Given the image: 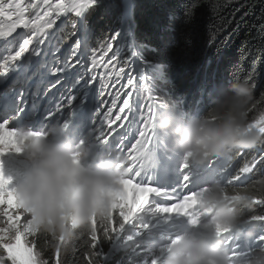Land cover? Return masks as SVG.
I'll return each instance as SVG.
<instances>
[{
  "label": "snow or ice",
  "instance_id": "snow-or-ice-1",
  "mask_svg": "<svg viewBox=\"0 0 264 264\" xmlns=\"http://www.w3.org/2000/svg\"><path fill=\"white\" fill-rule=\"evenodd\" d=\"M95 3L96 0H68L67 3L60 0L53 7L50 0H37L27 5L22 0H0V39L10 45L0 52V155L10 148L20 150L21 134L18 128L9 125L14 120L26 118L40 119L44 127L59 123L65 129H71L77 137H82L81 142L86 140L94 149L115 148L126 157L125 194L110 212L94 216L79 238L65 241L59 237L50 243L55 249L54 264H60L62 248L67 251L81 238L83 244L92 250L89 264H104L108 255L103 250L104 243L112 244L114 249L123 248L140 254L142 259L138 264H159L158 255L166 251L167 243L180 230L182 222L186 221L192 227L199 226L202 213L198 201L210 185L206 175L213 173L219 177L214 182L219 181L226 190L255 181L257 177L264 176V143L248 149H235L224 157H213L203 166L190 163L185 156L179 166L182 179L179 182L170 181L171 157L167 151L159 150L161 142L156 135L154 121L158 109L178 106L153 94L149 78L137 72L132 59H121L117 63L126 65V83L129 86L124 96L133 99L131 103L129 99H123V106L118 111L124 115L112 118L120 93H113L114 98L110 102L101 99L102 94L107 92L108 81L93 75L98 64L96 49L90 48L85 26L78 19ZM41 5L47 8L42 15L38 11ZM198 5L194 0L192 8L188 9L189 17ZM30 10L34 15L32 20L26 19ZM54 12L56 18L69 12L77 18L72 25L75 39L70 55H78V58L75 63L66 58L63 67L55 69L56 73L71 70V79L66 86L68 95L48 96L51 89L41 93L37 84L29 103L24 95L25 86L41 75L49 52L60 50L59 32L62 26L49 32L56 23V19L52 18ZM17 29L24 31L17 32ZM118 40V33L110 34L98 43V47L105 54L112 51L115 59L121 56V52L119 48L113 50L112 41ZM45 44L47 47L42 51L41 46ZM25 53L28 55L25 56ZM254 72L255 63L250 72L236 65L232 79H245L255 89ZM115 82L119 83V73ZM120 87L123 89L124 85ZM109 103L110 106L105 107ZM259 103L264 105V100ZM256 107L257 104L252 101L248 119L264 130V111L252 115ZM116 121L120 123L116 124ZM237 159L242 161L239 166L235 164ZM255 205L264 206V199H258ZM249 218L261 225V234L249 238L243 230L221 233L236 262L247 260L264 248V215ZM40 236L44 234L38 229L32 210L21 205L11 177L0 170V251L3 253L0 264H5L6 260L9 264H49L42 259V253L36 251L35 241L31 244L27 242L28 237L38 239ZM157 239L161 242L156 243Z\"/></svg>",
  "mask_w": 264,
  "mask_h": 264
},
{
  "label": "clouds",
  "instance_id": "clouds-1",
  "mask_svg": "<svg viewBox=\"0 0 264 264\" xmlns=\"http://www.w3.org/2000/svg\"><path fill=\"white\" fill-rule=\"evenodd\" d=\"M253 93V86L241 79L228 85L206 114L187 116L172 106L162 107L155 116L156 135L168 153L179 154L181 160L187 156L199 166L235 149L264 143V130L248 119ZM18 131L17 152H26L31 167L14 187L49 243L59 237L79 238L94 216L110 212L125 194L126 157L115 148L94 149L59 123L39 131L31 127ZM258 199H264V176L251 187L232 191L219 181L211 183L198 201L199 226L178 230L158 255L159 264H264V248L247 260L234 261L221 235L243 230L245 236L255 237L261 225L246 210Z\"/></svg>",
  "mask_w": 264,
  "mask_h": 264
},
{
  "label": "trees",
  "instance_id": "trees-1",
  "mask_svg": "<svg viewBox=\"0 0 264 264\" xmlns=\"http://www.w3.org/2000/svg\"><path fill=\"white\" fill-rule=\"evenodd\" d=\"M193 3L194 0H96L78 19L85 26L90 48L96 49L97 62L105 63L107 77L116 71L122 75L123 83L127 67L117 61L132 59L137 72L149 78L153 94L165 100L174 96L189 107L203 104L202 113L206 114L222 95L221 89L234 82V67L239 65L250 72L255 63L252 101L257 107L252 115L264 111V105L259 103L264 100V0H197L199 5L189 17L188 9ZM41 8L47 11L45 6ZM123 21L130 28L123 29ZM76 22L74 13L64 20L67 27L59 32L60 50L70 51L75 39L72 25ZM116 33L119 40L112 41V47L119 48L121 56L113 59L112 51L103 53L98 43ZM259 178L240 188L255 185ZM246 215H264V206L255 205L246 210ZM30 238L42 259L54 264L55 249L49 238ZM111 245L103 244L108 254L104 264H134L137 258L128 261ZM91 251L81 238L67 251L61 249L60 264H89Z\"/></svg>",
  "mask_w": 264,
  "mask_h": 264
},
{
  "label": "rangeland",
  "instance_id": "rangeland-1",
  "mask_svg": "<svg viewBox=\"0 0 264 264\" xmlns=\"http://www.w3.org/2000/svg\"><path fill=\"white\" fill-rule=\"evenodd\" d=\"M37 2V0H25V2H23L25 5H27L28 3H36ZM57 2H60V0H50V3H52V5H53V7H55V4L57 3ZM63 2H65V3H67L68 2V0H63ZM76 2H78V0H76ZM40 13H41V11H40ZM42 15V14H41ZM56 16V13L54 12L53 14H52V18H54ZM61 17L62 16H60L59 18H56V20L57 19H59V20H57L56 22H60L61 21ZM34 18V15H33V12L30 10V11H28L27 13H26V19H28V20H32ZM48 17H46V19H47ZM57 25V26H56ZM54 27H55V29H57L59 26H58V24H54ZM126 27H128L127 25H126ZM52 31V30H51ZM131 37V36H130ZM72 46V45H71ZM74 48V47H73ZM72 47L70 48V50H71V52H72V49H73ZM1 49H4V47H2ZM0 49V50H1ZM73 58H74V56H73ZM99 69L100 70H102L101 69V67H99ZM115 75H117V73H115ZM114 78V77H113ZM155 147V146H154ZM3 154H6V155H8L9 157H11L13 160H16V161H18L19 163L20 162H23V163H28V162H30L28 159H27V156H26V152L24 151V150H22V151H20V152H17L16 150H15V148H10L7 152H4ZM180 227V229H183V228H185V227H189L188 226V224H187V222L186 221H184V222H182L181 223V225L179 226ZM27 242L29 243V244H31L32 243V239L30 238V237H28L27 238ZM161 241L159 240V239H157V243H160ZM118 252L119 253H123V254H125L123 257L126 259V257L128 258V259H130L131 258V260L132 261H134V259L135 258H137L136 259V261L134 262V264H138V262L142 259V257H141V255L140 254H138V253H136V254H134V253H132V252H130V251H127V250H125V249H123V248H119L118 249ZM123 264H124V262H123Z\"/></svg>",
  "mask_w": 264,
  "mask_h": 264
},
{
  "label": "bare ground",
  "instance_id": "bare-ground-1",
  "mask_svg": "<svg viewBox=\"0 0 264 264\" xmlns=\"http://www.w3.org/2000/svg\"><path fill=\"white\" fill-rule=\"evenodd\" d=\"M81 18H82V15H81ZM127 18V17H126ZM2 47H4V46H0V49L2 48ZM174 75V74H173ZM176 75V74H175ZM177 76V75H176ZM172 82H174V81H172ZM172 86V85H171ZM169 89H171V88H169ZM172 90V89H171ZM0 158H1V160H2V163L5 165V168L7 169V174H4V175H6V176H8V177H11V180H12V184H13V186H15V185H17L19 182H20V180L25 176V174L27 173V171L29 170V169H26V170H24V171H22V172H20L19 170H17L16 168H15V166L9 161V160H7L6 158H4V157H2V156H0ZM217 179H219V177H216V179H214V180H217Z\"/></svg>",
  "mask_w": 264,
  "mask_h": 264
}]
</instances>
